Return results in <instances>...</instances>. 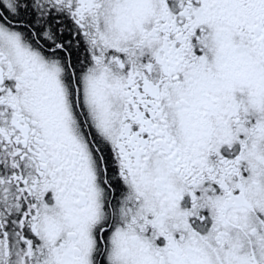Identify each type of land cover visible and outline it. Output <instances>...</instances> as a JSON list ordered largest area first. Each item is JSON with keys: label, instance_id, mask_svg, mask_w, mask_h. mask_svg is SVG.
Here are the masks:
<instances>
[{"label": "snow or ice", "instance_id": "obj_1", "mask_svg": "<svg viewBox=\"0 0 264 264\" xmlns=\"http://www.w3.org/2000/svg\"><path fill=\"white\" fill-rule=\"evenodd\" d=\"M0 264H264V0H0Z\"/></svg>", "mask_w": 264, "mask_h": 264}]
</instances>
